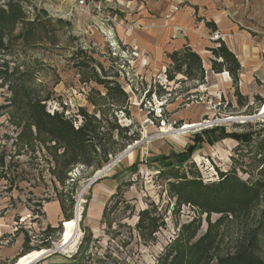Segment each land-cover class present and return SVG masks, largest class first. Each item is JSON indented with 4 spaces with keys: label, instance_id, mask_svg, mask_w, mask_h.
<instances>
[{
    "label": "rangeland",
    "instance_id": "rangeland-1",
    "mask_svg": "<svg viewBox=\"0 0 264 264\" xmlns=\"http://www.w3.org/2000/svg\"><path fill=\"white\" fill-rule=\"evenodd\" d=\"M100 1L98 11L78 7L75 0H0V252H6L0 264L57 246L65 215L71 210L73 216L78 203L79 236L73 248L31 264H157L184 226L194 232L191 240L210 231L218 255L230 252L244 225L259 216L263 201L247 218L236 220L177 205L169 185L183 172L204 183L217 180L220 172L248 183L264 178L257 138L264 135V114L254 118L264 104V0ZM160 7L165 17L193 7L190 25L200 29L197 37L204 40L197 45L201 62L210 61L208 48L225 37L205 22L218 13L230 21L247 41L248 62L238 81L224 71L209 72L210 78L204 72L202 83L180 73L168 80L167 52L156 58L136 41L162 18ZM94 78L117 81L127 102L118 103ZM25 94L38 97L49 112H62L74 125L84 111L104 127L109 122L130 126L126 134L139 137L101 177L93 179L122 150L99 168L70 169L61 184L60 151L36 136ZM186 123L197 125L182 129ZM242 134L249 138L233 136ZM152 207L164 224L148 236L135 223L141 209ZM51 215L58 218L51 222ZM85 232L89 239L82 242ZM260 241L264 259V233Z\"/></svg>",
    "mask_w": 264,
    "mask_h": 264
},
{
    "label": "trees",
    "instance_id": "trees-1",
    "mask_svg": "<svg viewBox=\"0 0 264 264\" xmlns=\"http://www.w3.org/2000/svg\"><path fill=\"white\" fill-rule=\"evenodd\" d=\"M205 24L207 27L215 29V24L212 21L205 22ZM214 42L218 45L208 48L212 55L211 70L215 73L226 71L232 81L237 82L240 61L222 40L217 39ZM3 46L4 43L0 38V48ZM167 56L171 63L165 71L168 80H173L174 75L180 73L183 77L194 79L198 83L203 82L204 67L195 50L183 46L177 51L168 53ZM94 79L106 87L108 95L117 97L118 103L124 105L127 102L128 96L117 81L107 78ZM24 98L28 120L35 128L36 136L41 137L44 141L53 142L55 150L60 151L56 156V164L61 184L67 178L70 169L77 166L87 169L99 168L108 161L110 155H115L139 137L138 133L126 134L125 131L129 130L130 126L120 127L115 122H109L104 127L100 125L99 119L84 111L80 113L81 122L74 125L73 120L62 112L47 111L44 102L38 97L25 94ZM218 129L216 126L211 130ZM113 132H116V138ZM233 136L243 137L246 140L249 138L248 134ZM257 138L258 148L264 155V135L259 134ZM177 163L180 164V161ZM175 168L183 169L179 166ZM169 192L170 196L176 198L177 205L185 203L196 210L219 213L223 217L231 215L236 220H240L247 218L261 201L264 204V178L248 183L240 180L232 172H220L217 180L204 183L200 179L187 177L183 172L175 177V181L171 182ZM69 202L73 203L71 199ZM63 209L65 210L64 204ZM137 215L135 227L145 235H153L164 224L163 217L157 213L155 207L143 208ZM263 215L264 208L260 210L257 218L253 217L252 224L244 225V229L235 240L233 250L221 255H218V244L215 242L212 232H205L200 237L191 240L194 232L184 226V230L173 239L169 249L160 257L157 264H212L214 261L215 264H264V259L259 256L260 236L264 233ZM65 217L66 219L73 218L71 210H68ZM88 236L89 233L85 232L82 242L88 240ZM76 256L77 253L71 258L75 259ZM40 261L42 259L37 262Z\"/></svg>",
    "mask_w": 264,
    "mask_h": 264
},
{
    "label": "crops",
    "instance_id": "crops-1",
    "mask_svg": "<svg viewBox=\"0 0 264 264\" xmlns=\"http://www.w3.org/2000/svg\"><path fill=\"white\" fill-rule=\"evenodd\" d=\"M203 4H207L206 0H203ZM193 5H197L196 1H192ZM165 5H162V7ZM162 7L159 9L161 10ZM165 8V7H164ZM162 9V18L156 22L157 24L150 28H148L142 36H138L140 38H137L136 41L138 42V45L141 49V51L144 52V50L151 49L152 53H154V57L161 58L160 52L166 51L167 55L168 53H171L173 51H177L178 49H181L183 46L190 47L193 51L195 50L198 54L200 53L199 48L197 47L198 44L201 42H204V40H201V37H197V35L200 34V29H197L196 31L194 28H191L190 25V15L192 14L193 7L186 8L184 10H180V12H177L176 14H172L170 17H165V10ZM159 10V11H160ZM215 16H217L215 18ZM215 16H212V21L215 24V29H211L213 31L220 32V34L225 37H223V42L226 46L234 53L237 60L240 61V70L243 72V66L245 63L248 62L247 57L244 56V52L247 49V41L244 36L239 34L237 30L234 29V25L226 20L223 19L224 16L221 14H216ZM206 21V22H208ZM205 27L207 28L206 24ZM204 27V28H205ZM209 27V26H208ZM141 31H139L140 33ZM199 32V34L197 33ZM132 34V33H131ZM133 35V34H132ZM243 37V38H242ZM200 38V39H199ZM188 41V43H187ZM195 42L193 44L192 42ZM193 44V45H192ZM168 57V56H167ZM203 62L204 72L208 73V77L210 78L213 71L210 67V61ZM210 72V73H209ZM204 73V74H205ZM224 76H226L228 79L230 76H228L227 72L224 71ZM239 74H241L239 72ZM238 74V75H239ZM50 221H54L57 217V215H51L49 216ZM6 252H4L5 254ZM3 252H0V259L4 257Z\"/></svg>",
    "mask_w": 264,
    "mask_h": 264
},
{
    "label": "bare ground",
    "instance_id": "bare-ground-1",
    "mask_svg": "<svg viewBox=\"0 0 264 264\" xmlns=\"http://www.w3.org/2000/svg\"><path fill=\"white\" fill-rule=\"evenodd\" d=\"M260 113H258L257 115L262 116L264 114V104L261 106L260 108ZM256 115V117H257ZM242 119H247L250 117H241ZM197 124L193 125V124H189L186 123L184 125V127H182V129L185 128H190V127H195ZM129 149V150H128ZM131 147L127 148L123 153L122 156L114 159L112 161H110V164H108V166L106 165L105 167H103V172L102 174H104L105 172H107V169H109L111 166H113V164H115V162H118L122 160V158H124L126 156V154L130 151ZM85 189V188H84ZM83 189V190H84ZM80 212H81V204L78 203V205L75 208V217L76 218H71V219H66L63 222L62 225V237L60 239V242L57 246H59L60 248H62L63 251H65L67 248H73L74 244H76V240L78 239L79 236V232H78V224H79V219H80ZM43 252H45L44 249L41 250H34L32 252H28L24 255H20V257L12 264H31V262L33 260H35V258H37V256H39L40 254H42Z\"/></svg>",
    "mask_w": 264,
    "mask_h": 264
},
{
    "label": "water",
    "instance_id": "water-1",
    "mask_svg": "<svg viewBox=\"0 0 264 264\" xmlns=\"http://www.w3.org/2000/svg\"><path fill=\"white\" fill-rule=\"evenodd\" d=\"M257 116H259V115H257ZM254 118H256V116H254ZM127 148H129V147H127ZM127 148H126V149H127ZM126 149L122 150V152L119 153L118 156H116L115 159L121 157V156H122V153H123ZM108 164H110V162L107 163V166H108ZM103 169H104V168L102 167L100 170H97V171L95 172L94 176H93V179H96V178L101 177L100 175L102 174ZM93 179H92V180H93ZM92 180H91V181H92ZM72 217H73V218H76V217H75V208H74L73 216H72ZM79 220H80V219H79ZM58 250H61V251H62V248H60L59 246H55V247H53V248H51V249H49V250H46L45 252H43V253L40 254L39 256H37V258H35V260H36V259H39V258H41V257H43V256H48V255H50V253H52V252H56V251H58ZM35 260H33L32 262H34Z\"/></svg>",
    "mask_w": 264,
    "mask_h": 264
},
{
    "label": "built area",
    "instance_id": "built-area-1",
    "mask_svg": "<svg viewBox=\"0 0 264 264\" xmlns=\"http://www.w3.org/2000/svg\"><path fill=\"white\" fill-rule=\"evenodd\" d=\"M76 5L81 8H87L89 6L100 11L102 9L100 0H75Z\"/></svg>",
    "mask_w": 264,
    "mask_h": 264
}]
</instances>
